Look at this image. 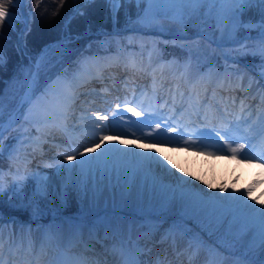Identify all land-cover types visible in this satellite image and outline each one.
I'll use <instances>...</instances> for the list:
<instances>
[{
    "label": "bare ground",
    "instance_id": "6f19581e",
    "mask_svg": "<svg viewBox=\"0 0 264 264\" xmlns=\"http://www.w3.org/2000/svg\"><path fill=\"white\" fill-rule=\"evenodd\" d=\"M200 5L202 7L204 3ZM200 5L191 3H165V5H160L159 3H154L151 6L166 10V14L158 18L145 14L140 24L146 28V31L151 33L162 36L172 34L177 40L184 41L185 39L177 34L179 30L177 26L180 25L179 21L182 18L175 20L173 14L177 11L179 12L182 8H189L194 13L193 15H196L201 8ZM181 12L183 13V11ZM228 20H232V18L228 17ZM223 35L219 37L221 41H224L227 37V35ZM184 44V47L189 49L191 55L188 63L190 65L188 72L180 71L170 77L175 85L183 87V96L179 94V91L175 90L166 92L159 90L156 86L154 89L156 93L166 97V100H171L173 103L186 102L191 113H180L174 117V107L166 103L159 105L156 102L155 94L152 93L148 102H145V95L136 92L134 87L125 85L122 88H117L111 81V77L98 74V71L96 72L93 67L88 69L92 64L87 63V67L83 70H78L73 75V78L66 81L54 80L58 81L56 97L63 98L67 96L70 98L67 110L48 113L47 123L39 125L37 122L38 133L35 138L25 141L19 139L17 142L18 147L11 150L12 157H17V159L12 160L14 165L22 166L26 173L32 170L30 169V164L37 163L47 167L53 162L52 159L62 160L63 158L59 154L56 155V153L60 152V149L54 143L65 144L68 138L75 142L74 147L81 146L80 151H83L82 145L91 137L93 129L91 122L95 121L96 124L112 123L114 120L116 127L112 131L125 132L126 135L118 137L107 134V139L96 150L97 152L104 147H116L122 151L158 154L157 158L165 162L170 172H174L181 179L188 180L197 189L202 188L206 193L219 194L221 187H223L225 189L224 195L228 193L240 195L246 189L255 186L253 188V198L248 202L256 207L264 204V166L261 165L259 160L244 162L240 160L239 156L235 160H229L219 155L213 158L203 154L206 149L195 147V144L199 143V141L196 140L194 133L197 130L208 131L210 125L219 126V117L227 115L228 118L232 116L247 118L249 116V124L256 120L257 115L264 110V101L258 94L254 95L248 91L252 87V76L249 73H242L236 78H229L227 81L223 77L224 72L219 77H217V73L213 72L209 76H201L197 72L196 76H194L192 67H197L199 71L200 64L206 63L208 67L212 66L214 61V56L211 53L212 48L202 37L198 40L190 39ZM222 44L223 42H220L218 47L221 48ZM119 61L120 59L116 58L117 64L115 67L126 69L125 67H120ZM161 73L155 68L151 69V74H154V76H159ZM141 75L142 73L138 75L139 79ZM52 83L53 81L48 85ZM48 85L39 92V95L33 96L32 101H35L37 97H41ZM205 90L207 91L206 93L204 92ZM217 92L222 95H217ZM25 94L20 100L17 112L13 113L10 121L15 120L21 108L26 105ZM56 97H49V99L55 102ZM202 98L206 102L202 107L197 105V108L201 111V117L207 113L211 122L201 119L194 112V104ZM216 101L218 102L217 106ZM125 102H129L130 106L139 105L140 108L138 110L142 109L144 111V116L137 117L139 121L144 120L145 116H150L160 121L161 128L157 129L155 123H152L151 126H155L156 129L141 127L140 130H137L135 126L130 124L131 120L124 114L122 115L125 119H122L120 115L113 117V112L117 110L128 112L124 107ZM117 103L121 105L120 108L116 107ZM95 104H100L104 110L95 106ZM31 106L29 104L27 107L30 108ZM248 106L250 108L246 109L245 113L236 115V111H241ZM97 111L102 114L107 113L108 121H96L95 113ZM14 116L15 119H13ZM31 116L32 118L41 119L42 113L40 110H34ZM119 120L124 122L122 123ZM178 124L180 127L176 132L170 130V127L177 128ZM6 127L7 125L4 128ZM3 130L5 131L6 129ZM141 130L148 133L151 132L152 135L163 133L165 137L175 138H179L180 133H183V138H179V144L171 143L167 146H157L135 139L134 136L143 134ZM99 134L96 136L97 140H99ZM213 135L215 134L213 133ZM186 141L192 143L193 147H182ZM44 149L52 151L51 153L49 152L50 155L46 158L43 155ZM208 150L210 151V149ZM91 155L94 156L96 153ZM43 166L32 172H35L36 176L40 174L39 178L49 176L50 171V175L55 174L54 168L48 169ZM11 174H7L4 179H0V183L7 187V183L10 181L5 179L10 178ZM152 175H155L157 180H162L164 184H175L174 180L167 178L166 175L161 174L158 170H154ZM129 182L132 185L131 193L122 197L121 192ZM85 194L87 195V201L89 200L87 204L89 209L98 208L100 210L102 208L106 210L102 213V216L108 214L109 217H112V219L107 218L106 221L110 231L114 234L113 237L107 235L105 228L102 231L97 228H83L75 221L58 218L53 213L48 218H40V225L44 230V245H41V249L35 250L34 253L32 250L29 252V246L27 245L28 249L11 251L12 254L9 253L8 249L3 252L8 264H28L29 261L31 264H46L44 263L46 262L44 249H50L53 252L51 253L54 254L52 255L53 258L49 260L56 263L58 244L62 256L65 258L63 260L64 264H75V257L76 259L81 258L86 264H124V260L121 259L122 256L117 252V248L120 245L117 244L118 241H123V250L128 248L133 259L138 254V251L143 259L153 249H156L155 252H157L158 248L164 247V245L165 247L172 245L174 242H178V239L185 242L187 240L186 237H188L187 230L191 229L190 222L199 226L205 225L208 229L220 226L222 227L220 232L227 238L226 243L228 244L221 248L224 249L221 252L224 256H220V260L205 262V264H236L237 258L242 264H246L247 261L257 259L256 250L250 247L255 236L251 227L246 226L242 220L234 218L230 212H222L219 209H213L211 206L192 205L185 203L179 198L169 200V193L161 191L158 185L153 186L151 175L145 176L142 173H136L134 176L131 173L125 175L124 171L121 170L118 179L115 170L112 171L111 176L105 173L103 177L98 172L94 180L91 177L89 178ZM245 198L247 199V197ZM257 200L259 204L255 203ZM137 211L146 214L149 222L139 219L136 216ZM99 219L100 217L97 218L98 222ZM181 219L183 220V226L182 223L177 222ZM2 221L0 220V224L5 227L6 222L3 219ZM7 223H10L9 225H13V227H19L20 225V223L12 221ZM147 230H152V233L149 234ZM189 231L193 235L192 237L199 239L194 234V231ZM203 235L205 234L203 233ZM35 237L33 239H36ZM23 238L25 237H19L20 240ZM104 238L107 242L109 240V242L101 244ZM32 241L35 243V240ZM144 244L149 246L145 248ZM229 244L234 245L235 248ZM190 245L197 246L210 257L217 258V256L210 255L206 249L195 245L193 241L188 246ZM230 251H235L237 254L230 253ZM13 252H15V255H13ZM121 253H123L122 250ZM240 255L250 259L243 260L239 257ZM259 259L264 260V257H259ZM177 260H181V257H177ZM63 261H61V264H63Z\"/></svg>",
    "mask_w": 264,
    "mask_h": 264
},
{
    "label": "rangeland",
    "instance_id": "374dc122",
    "mask_svg": "<svg viewBox=\"0 0 264 264\" xmlns=\"http://www.w3.org/2000/svg\"><path fill=\"white\" fill-rule=\"evenodd\" d=\"M120 1L122 0H118L117 3L111 4L110 9L105 3L86 4L84 0H63V2L62 0H21L18 4L8 3V8L11 7L9 12L12 13L13 16L11 24L8 22H0L3 24V28L1 27L0 29V34H2L0 35V51H2L4 55V63L2 64L4 66L7 64L8 53L12 51V45L9 42V31L6 30L7 28H9L10 31L16 30L14 35L18 38L17 40L25 44V42H27V33L31 25H36L37 28L45 30L47 25L46 22L51 15L57 13L56 17L60 19V30L58 29L59 31L55 33L57 37L55 39H57V41H53L56 43H52L48 47L46 46L47 48L42 55L43 59L40 58L39 67H37L36 70V54L31 58L20 46H18V48L14 47L18 52V59L15 61L13 69L7 76H5L6 73L1 75L2 68L0 65V98H2L4 105L2 123L3 125H9V131L4 135L2 159L5 163L8 160L10 163L8 165L6 164L7 166L5 165L6 167L3 169L2 178L4 179L5 175L12 173L10 178L5 179L6 181H10L7 183L8 186L6 187L0 183V189H2L4 193H12L13 195L8 201L10 202L11 200L14 206H26L24 209H26L36 221L40 220L41 217L48 218V216L53 213L59 216L66 196L75 192L80 198L81 208L78 213H76L77 209H75V212L71 214L75 217L69 218L79 221L82 227H84L87 221H96L94 223L97 229L101 231L102 228H105L107 235L112 237L114 234L110 231L106 221L107 218L112 219V217H109L108 214L102 216V213L106 211L102 208H100V210L98 208L89 209L87 205L89 200L87 201L85 190L82 191L78 186L76 175L71 174V179L69 180L70 174L66 170H63L64 166L70 163L75 164V161L69 162L65 158L66 154H69L68 152L66 154H59L63 159L51 162L47 167L46 165L43 166L37 163L30 164V169L32 170L26 173L22 166L17 164L14 165L12 162V160L17 159V157H12L11 150L18 147L17 142L19 139H23L24 141L28 139L27 137L25 138L26 135L23 134L25 130L22 129L28 125L27 123H30L34 128L32 116L30 120H25V115L29 113V108L27 109V106L31 104L28 100L25 107L19 111L15 121L13 123L9 121L10 117L17 110L19 101L28 89V84L32 80L33 75L36 77V84L33 88L31 100L33 96L39 95V92L44 90V88L55 79L59 78L62 81H66L73 77L72 75L74 73H71L72 69L77 68L83 70L87 67V63H96L100 65L99 62L104 61L105 64H103V68H105V66L109 65L111 62L113 63V60L116 58L120 59L121 57L124 60L125 56L132 58V56L137 55L138 58L141 59L144 52L147 51L151 53L152 60L158 62L157 55L161 53L157 52H163L161 47H163L164 52L167 51L168 48L177 51L173 49L172 46L180 49L179 52H182L183 56H187L188 54L189 57L190 51L187 47H184V42L190 39L198 40L200 37L205 39L211 46V53L214 56L215 63L222 64L221 59H224L225 62H227L228 59L230 60V55L233 56V50L236 48L242 51L249 50L253 53H256L257 50L260 51L261 44L259 42V36L261 31H264V29L261 28L262 21L259 5L246 6L235 3H204L202 7L199 4L201 8L196 15H193L194 13L189 8H182V10L173 14L175 20L180 17L182 18L179 21L180 25L177 26L179 29L177 34L185 40L180 41L172 34L162 36L155 33H148L146 28L140 24L141 20L144 19L146 10L149 8H151V10L147 14H150L153 18H158L163 14L165 15L166 10H161L157 6H150L147 0H140L139 3L137 0H129L132 5L131 11H123L120 10V7L118 8ZM3 3H7V1ZM159 4L165 5V3ZM95 5L101 6L100 9L95 11ZM242 8L245 9L243 12L240 11ZM113 9L116 10L115 13H113ZM121 9H124V6H121ZM93 11L95 12L93 13ZM181 11H183V13ZM80 12H83L84 15H80ZM122 13H124V15ZM184 13H186V15L183 16ZM93 14H96V17H100V15L97 14L110 17L112 19L110 27L105 28L106 20H104L105 22L98 23L96 29L91 28L92 24L90 25V23L92 17H94ZM228 17H231L232 20H228ZM117 18L121 20L119 22L117 20L115 21ZM85 20L88 22V27H86V29L80 32H70L71 23L75 25L77 23H83ZM123 21L124 23H122ZM23 30L27 31L24 33ZM106 30H110V32H104ZM223 34L227 35V37L224 41H221L219 37L221 35L224 36ZM15 39L13 42L16 41ZM220 42H223L221 48L218 47ZM86 52H94V54H87ZM73 58L77 60H74V62L71 60ZM236 62V60L235 62L233 61L231 65H234L238 71H245V69H247L242 63ZM200 65V67H207L206 63ZM259 65H261L263 69L261 72H264V60H260ZM101 71L104 72L102 69ZM258 81L260 85H264L262 80L260 81L258 79ZM12 133H15V135H12ZM49 152L51 153L52 151L48 149L43 150L45 158L50 155ZM42 166L48 169L54 168L55 171L53 175H50V171L49 176H46V181L41 177L39 178L40 174L36 176L34 174L35 172H32ZM38 182L40 184H46V195H37L34 197L33 194L36 191ZM136 216L139 219H144L149 222V218L142 212L137 211ZM99 217L100 224L97 222V218ZM177 222L182 223L183 226L182 219ZM190 223L191 229L189 230L194 231V234L199 236V239H209L208 241L210 243H206L207 248H210V245H215L217 247L216 249H221L228 244L226 243L227 238L220 232V228L222 227L217 226L216 228L208 229L205 225L199 226L192 222ZM189 230H187L188 237L190 239H196L192 237L193 235L190 234ZM202 232L205 235H203ZM229 245L235 248L234 245ZM216 252L217 253L213 254L216 256H224L220 250ZM231 252L237 254L235 251H230V253ZM240 257L242 259H250L243 255H240Z\"/></svg>",
    "mask_w": 264,
    "mask_h": 264
},
{
    "label": "snow or ice",
    "instance_id": "6c2138e0",
    "mask_svg": "<svg viewBox=\"0 0 264 264\" xmlns=\"http://www.w3.org/2000/svg\"><path fill=\"white\" fill-rule=\"evenodd\" d=\"M21 0H7V3L0 2V22H8L11 24L13 19L12 13L8 10V3H20ZM63 2V0H62ZM118 0H84L86 4L95 3H110L115 4ZM139 3L140 0H137ZM147 3L151 6L154 3H191V4H228L235 3L240 5H259V12L261 16V28L264 29V0H147ZM151 10L149 8L146 10L147 13ZM245 9H240L243 12ZM113 9V13H115ZM80 15H84L80 12ZM2 35V34H0ZM259 42L261 44L260 55L261 59L264 60V31H261L259 36ZM43 59V56H41ZM4 63L3 52L0 51V65ZM37 67H39V61L37 62ZM261 77L264 78V72L261 73ZM59 81V78H58ZM58 81H53L52 84L48 85L41 97H37L35 101L31 100L33 88L36 84V77L33 75L32 80L28 84V91L25 94V98L31 103L29 108V113L25 115V120L31 119V114L34 110H40L42 113L41 120L45 123L48 122V113L66 111L68 107L69 97L65 96L63 98L56 97V88ZM183 96V93H181ZM49 97H56L55 102L49 99ZM264 101V96L261 97ZM117 108L121 105L117 103ZM124 107L128 112L132 113L135 117L144 116L145 113L140 108L139 105L130 106L129 102L124 103ZM191 107V105H190ZM3 101L0 98V159L3 157V140H4V125L2 123L3 116ZM195 114L199 117V108L195 110ZM120 115L122 119V113L113 112V117ZM96 121H108L109 117L107 113H101L97 111L95 113ZM206 121L211 122L207 113L203 117H200ZM15 119V116L13 117ZM219 126L213 125L208 131H198L194 133L195 138L199 143L195 144V147L206 149L203 154L216 158L218 155L224 157L225 159L235 160L239 156L241 161L248 162L253 160H259L261 165L264 166V110L257 115L256 120L251 124L248 123L247 118L236 116L235 119H229L227 115L219 117ZM93 129L91 131V137L86 141L82 147L83 151H80L81 146L74 147L69 154H66V159L71 162L75 161V164H69L64 166L63 170H66L69 174V180L71 179V174L76 175L77 184L80 189L86 190L89 178L95 179L96 174L99 172L101 177L105 173L111 176L113 170L117 174L119 179L121 170L124 171L125 175L131 173L135 175L136 173H142L145 176H152L153 186H159L161 191L169 193L168 199L179 198L185 203H189L196 206H211L213 209H219L222 212L232 213L234 218H238L244 222L246 226L251 227L254 230L255 236L253 244L250 247L254 248L257 252V259L252 261H247L246 264H264V260L259 259V257H264V204H260L259 207L254 206L248 201L253 198V188L246 189L244 193L240 195H233L228 193L224 195L225 189L221 187L219 194L206 193L202 188L197 189L188 180L181 179L176 176L174 172H170L166 167L165 162L158 159V154L145 153L134 151H122L116 147H104L101 151L96 150L101 147L103 142L107 139V134L124 136L125 132L112 131L116 127L114 120L112 123H100L96 124L95 121L91 122ZM155 123L156 128H161V123L159 120L153 119L150 116H145L144 120L140 121H130V124L135 126L137 130L141 127H151V124ZM247 125V127H245ZM170 127V126H169ZM177 128H171L170 130L176 132ZM98 130V131H97ZM99 134V140L96 139L97 134ZM106 133V134H103ZM213 133L215 135H213ZM151 137V139H148ZM138 141H146L152 145H164L175 143L179 144V138H183V133H180L179 138L175 137H165L163 133L152 135L151 132L147 136H134ZM259 139L260 146L258 147L256 141ZM182 147L191 148L192 143L185 142ZM210 149V151L208 150ZM96 153V155H91ZM154 170H158L161 174L166 175L167 178L174 180L175 184H164L162 180H157L155 175H152ZM19 171V170H18ZM38 175V174H37ZM3 177V170L0 169V179ZM46 181L47 177H43ZM211 187V185H209ZM131 182H129L126 187L121 192V196L124 197L131 193ZM2 191V189H0ZM34 197L37 195H46V184H40L38 182ZM247 197V199L245 198ZM63 202V200H62ZM259 204V201H255ZM55 211V210H53ZM3 217L0 215V220ZM115 250V249H114ZM9 251H12L10 248ZM31 251V244L29 245V252ZM4 238H3V228L0 226V264H8V261L4 258ZM15 255V252H13ZM28 264H31L29 261ZM75 264H86L83 260H78ZM124 264H133L132 261L125 260ZM138 264V262H137ZM156 264H162L158 259ZM236 264H242V262L237 258Z\"/></svg>",
    "mask_w": 264,
    "mask_h": 264
},
{
    "label": "trees",
    "instance_id": "16d2710c",
    "mask_svg": "<svg viewBox=\"0 0 264 264\" xmlns=\"http://www.w3.org/2000/svg\"><path fill=\"white\" fill-rule=\"evenodd\" d=\"M94 17H92L91 20V28L95 29L98 26V23H103L105 22L104 20H106V24L105 27H110V17L107 16H103L101 14H97L100 15V17H96V14H93ZM60 19H58L56 16H54L50 22L47 23L45 30H41L40 28H37L36 26L33 25L32 30L28 32L27 34V48L29 51H32L34 53L38 52L42 46L52 40L57 38L56 37V32L60 30ZM87 21V20H86ZM88 23V22H87ZM85 24L82 23H77V24H70V32H80L83 30ZM87 25V24H86ZM59 29V30H58ZM41 39V40H40ZM15 43V41H14ZM14 43H12V51L10 53H8V58H7V64H5L4 66L1 65L2 71H1V75L4 73L5 76L8 75L9 72H11V70L14 67L15 61H17L18 59V52L15 50L14 48ZM12 56V57H11ZM1 202H0V207H1ZM3 207V206H2ZM73 207V202L70 203V207L68 208H72Z\"/></svg>",
    "mask_w": 264,
    "mask_h": 264
}]
</instances>
